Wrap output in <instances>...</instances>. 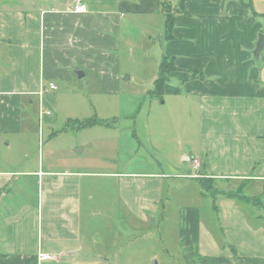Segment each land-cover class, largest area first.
<instances>
[{"label":"crops","instance_id":"0c3cea01","mask_svg":"<svg viewBox=\"0 0 264 264\" xmlns=\"http://www.w3.org/2000/svg\"><path fill=\"white\" fill-rule=\"evenodd\" d=\"M179 1L0 0V264L131 261L133 237L141 236L134 225L156 219L159 204L163 212L171 167L192 193L175 203L173 216H161V224L172 219L176 239L164 264H264V51L252 54L264 33V0H186L182 8ZM76 2L86 11H74ZM154 22L158 74L163 60L171 64L162 94L154 95L155 82L149 94L192 97L197 143L190 152H179L175 166L161 153L160 170L132 173L109 157L82 158L71 134L49 132L42 142V120L51 130L73 120L79 129L109 131L129 121L116 127L97 108L101 118L93 117L79 96L64 115L59 86L76 88L89 77L76 92H118L120 49L133 50L138 36L151 40ZM49 83L56 88L39 95ZM41 110L50 114L40 119ZM201 174L211 189L198 184ZM249 198L257 204L246 206ZM41 252L51 258L39 261Z\"/></svg>","mask_w":264,"mask_h":264},{"label":"rangeland","instance_id":"374dc122","mask_svg":"<svg viewBox=\"0 0 264 264\" xmlns=\"http://www.w3.org/2000/svg\"><path fill=\"white\" fill-rule=\"evenodd\" d=\"M137 31L139 32L141 29H137ZM148 31L154 35L151 40L140 42L141 39L137 34L139 40L135 43L133 50L127 51L126 47H122L119 51L117 64L121 82L118 92L107 94L96 87L90 90L82 87L84 93L76 92L75 89L81 88L89 77L77 79L76 88L59 86V91L63 90L65 94L61 95L58 107H61L62 112L68 107L64 115L74 111V97L79 96L78 99L85 101V105L90 107L88 111L92 113L93 117L101 118L97 114V108L101 113H105L104 118H115L116 127H118L120 119L123 120L125 116H128L129 121L117 129L109 131L99 126L79 129L73 120L60 123L51 130L49 126L42 124V120L40 124L41 134L43 133L42 142L47 141L45 134L47 135L49 132L53 133L52 136L54 134H71L76 137L74 142L78 144L77 148L83 149V153L80 155L82 158L107 160L109 157L116 160L120 169H123L125 165L124 169L132 173L160 170L159 162L161 159L159 155L161 153H164L165 157L175 166L174 163L177 162L179 152L187 154L190 152L189 149H192L197 143L195 115L192 103H189L192 97L175 98L173 102L171 97L167 99L166 97L163 99L150 97L149 93L153 89L159 65L160 46L157 23L154 22ZM162 62H164L163 69L170 67V63L166 60ZM164 100L166 102L162 104ZM174 109L175 111L172 113ZM161 121L164 123L163 127L159 124ZM62 127L66 131L58 132L57 130ZM62 148V144L56 146L58 150H62ZM129 159L131 161L128 162ZM125 161L127 163L123 164ZM192 164H194L193 161ZM108 167H110V162ZM164 170L166 171V178L165 180L162 179L164 189L162 202L166 207H163V212L160 213L159 204L156 219L150 220L147 225L140 224V227L134 225L135 231H138L141 236L134 235L133 237L131 244L132 260L117 264H145V262L152 264L154 259L164 264L166 258H172L173 250L176 249L173 221L168 219L161 224V216L163 214L164 217L166 211L168 215L173 216L175 203L189 198L190 192L192 193V186L185 183L186 181L182 179L183 176H180L183 172L177 171L176 167ZM191 173H195V170H191ZM195 186L196 190L198 185ZM243 201L246 206L253 207L257 204L255 200L250 198L243 199ZM259 206L260 204L257 207ZM201 211L203 214L205 213L206 203H201ZM163 230L165 243L160 233ZM164 248H166L165 254ZM151 255L153 256L151 257Z\"/></svg>","mask_w":264,"mask_h":264},{"label":"trees","instance_id":"16d2710c","mask_svg":"<svg viewBox=\"0 0 264 264\" xmlns=\"http://www.w3.org/2000/svg\"><path fill=\"white\" fill-rule=\"evenodd\" d=\"M185 1L186 0H180L179 3H178V6L180 8H182L183 3ZM169 7H170L169 5L165 4V5H163V9H162L164 11V14L167 15L166 16L167 23H168V21H170V17L169 16H171V14L168 11ZM163 63L164 62H161L160 67H159V69H160L159 74L157 75V77H156V79L154 81L155 82V87H154L153 93H154L155 96H160L162 94V91H163V79H161V78L163 77V73L166 72L167 69H169L168 67H164V69H163ZM83 122H84V125L92 124V122L90 120H84ZM108 123L109 122H107V121L101 122V124H108ZM200 176H202V174L199 175V177L196 178L198 184L203 189H207V190L211 189V179L205 178V177H200Z\"/></svg>","mask_w":264,"mask_h":264},{"label":"built area","instance_id":"2783aa9c","mask_svg":"<svg viewBox=\"0 0 264 264\" xmlns=\"http://www.w3.org/2000/svg\"><path fill=\"white\" fill-rule=\"evenodd\" d=\"M74 11H80V12H85L86 11V5L82 4L81 2H76L73 6ZM56 88V85L54 83H49L47 87H42L41 90L39 91V95H43V93L47 90H53ZM42 112L40 113V119H42V116L45 114H50V110H41ZM193 166L196 167L198 164L197 159H193ZM51 256L46 254V253H39L38 254V259L39 261H45L47 259H50Z\"/></svg>","mask_w":264,"mask_h":264},{"label":"water","instance_id":"95a60500","mask_svg":"<svg viewBox=\"0 0 264 264\" xmlns=\"http://www.w3.org/2000/svg\"><path fill=\"white\" fill-rule=\"evenodd\" d=\"M264 51V33L260 32L257 36V41L255 42V47L252 52L255 59H258L259 54Z\"/></svg>","mask_w":264,"mask_h":264}]
</instances>
